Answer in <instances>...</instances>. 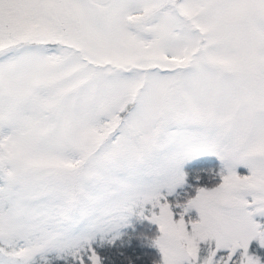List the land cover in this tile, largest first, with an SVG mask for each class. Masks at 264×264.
Listing matches in <instances>:
<instances>
[{"label":"snow or ice","instance_id":"6c2138e0","mask_svg":"<svg viewBox=\"0 0 264 264\" xmlns=\"http://www.w3.org/2000/svg\"><path fill=\"white\" fill-rule=\"evenodd\" d=\"M0 264H264V0H0Z\"/></svg>","mask_w":264,"mask_h":264}]
</instances>
